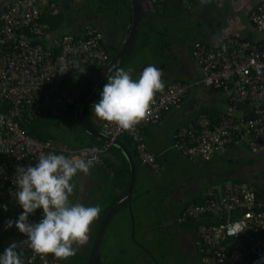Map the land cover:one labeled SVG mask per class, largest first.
<instances>
[{"label": "built area", "instance_id": "built-area-1", "mask_svg": "<svg viewBox=\"0 0 264 264\" xmlns=\"http://www.w3.org/2000/svg\"><path fill=\"white\" fill-rule=\"evenodd\" d=\"M182 1L191 5L190 0ZM59 10L54 0H0V221L17 206L18 215L13 221L23 212L15 199L17 166H35L41 152L101 160V147L71 149L52 138L29 135L22 127L28 118L43 112L65 113L70 104L80 100L82 91L65 86L64 78L87 62L99 66L108 58L100 45L102 31L88 29L81 39L71 32L52 34L50 24L41 22L40 17L44 11L56 14ZM250 19L264 30V0L253 9ZM193 54L204 72L201 81L228 90L234 106L248 102L253 115L222 112L213 122L205 112L175 132L174 146L192 159L210 161L244 136L249 149L258 152L264 143V42L228 36L214 47L196 41ZM61 68L65 72L61 73ZM191 85L182 80L165 85L150 113L132 130L101 121V131L112 137L132 136L141 161L159 170L155 153L147 147L145 130L158 122L164 111L178 105ZM219 184L206 193L203 201L184 206L178 217L179 222L190 218L197 222L202 264H264V193L258 194L254 186L232 179ZM42 216V208L37 209L29 215V222H39ZM12 227L24 262L61 264V259L52 254L33 253L27 236L15 224Z\"/></svg>", "mask_w": 264, "mask_h": 264}, {"label": "crops", "instance_id": "crops-1", "mask_svg": "<svg viewBox=\"0 0 264 264\" xmlns=\"http://www.w3.org/2000/svg\"><path fill=\"white\" fill-rule=\"evenodd\" d=\"M45 1L46 0H42L41 2ZM261 1L263 0H194L191 3L190 9L176 0L164 3H153L150 0H143L142 19L134 41V43L137 42V44H135L136 50L131 53L124 63H122L124 59L121 61L122 64H119V68L127 70L129 67H132L134 69L132 73L133 78H138L145 67L153 64L163 70L164 75L162 79L165 85L174 80H183L192 83V85L187 95L182 98L178 105L164 111L162 118L158 122L149 125L145 130L144 134L147 147L157 156L160 163L159 170H152L148 165L143 163L139 157L136 145L134 143L133 145L131 144V146L136 149L135 156L138 157L136 180L132 192L133 207L139 208L140 206H146L144 202L145 197L157 189V186L151 188L147 185L148 177L151 176L148 170L152 173H159L166 163L174 161L175 157L177 158L178 155L186 157L191 161L207 162L204 160L192 159L174 146V134L180 126L189 121L196 120L201 114L208 111L216 112L218 115L222 112H231L237 115L242 113L239 104L234 106L230 102L228 90L217 89L201 81L204 72L194 57L193 46L196 41H202L210 46L216 47L228 36L264 42V30L258 29L250 19L251 12ZM129 18V3L126 10L114 17L106 18L105 15L95 16V22L97 26L104 31L105 42L111 50H119L122 46L125 32L129 24ZM72 20L74 22V29L72 32L83 34L85 26L84 19L77 17ZM51 33L53 34L56 32L52 30ZM128 53L124 58L127 57ZM114 69H112L109 74H114ZM107 76L108 74L98 82L91 93L92 95L97 89L98 93L96 97L98 100L100 99L103 86L107 83ZM92 79H90V70L86 69L82 72L76 85L72 83L71 86H75V89H81L83 96ZM83 85H86L84 92ZM90 97L87 101H89ZM82 115L84 118L87 117L91 119L100 127L102 120H99L95 116L92 106L85 110V112L82 108ZM61 123L62 120H57L56 123L53 124L52 129L56 132L65 131L70 136L73 135V130L75 133L78 129L75 121L74 123L67 122L69 126L66 128H63ZM75 144H77V142L74 143V146H77ZM104 147L105 145L101 147V151L106 155L112 156L116 162L121 163L124 157L122 153L125 154L121 147L122 153L120 152L118 156H115V153L110 149L105 150ZM128 148H130V150L132 149L129 146ZM256 154L258 156L264 154V143ZM258 159L261 160L256 162V164L264 161V158L262 159L260 157ZM252 163H254V161H252ZM109 170V166H106L105 172H107V174ZM259 170L260 172L264 170V165H261ZM111 176H114L115 180L108 178L109 182H111L108 192L110 195L108 196L121 192V189L116 187L115 182L118 181L121 187V181L123 180L122 171L116 173V171L110 170L109 177ZM240 176L245 177L243 175ZM100 178L99 173L94 169V165L90 169L88 175L79 173L78 195L90 196L94 194L95 197L96 194L100 195V193L95 192V189L98 188L101 182ZM216 180L214 181L215 184H217ZM209 191L208 189L197 192L194 198L204 197ZM148 198L150 199L149 202H151L152 199L150 197ZM105 199L104 197V200ZM186 201L184 204H186ZM14 209L15 210L9 217L0 222V254H3L4 250L11 243L16 241V232L13 227L6 228V221H13L18 215L17 211H19V206ZM129 228L130 233H133L131 226ZM136 229L137 227H135V231ZM10 233L12 236H9Z\"/></svg>", "mask_w": 264, "mask_h": 264}, {"label": "clouds", "instance_id": "clouds-1", "mask_svg": "<svg viewBox=\"0 0 264 264\" xmlns=\"http://www.w3.org/2000/svg\"><path fill=\"white\" fill-rule=\"evenodd\" d=\"M133 71L132 67L117 68L114 74H108L99 101L92 105L99 120L126 131L147 117L156 95L165 88L161 68L150 64L138 78H133ZM60 72L65 70L61 68ZM94 163V157L41 152L35 166H17L15 199L23 212L17 220L6 221V228L15 224L27 236L35 254H52L62 260L76 255L74 245L87 244L90 226L99 218L101 206L73 203L70 197L76 188L74 178L79 173L88 175ZM4 208L7 210V205ZM41 208L39 222H29V215ZM0 264H24L17 243H11L0 254Z\"/></svg>", "mask_w": 264, "mask_h": 264}, {"label": "rangeland", "instance_id": "rangeland-1", "mask_svg": "<svg viewBox=\"0 0 264 264\" xmlns=\"http://www.w3.org/2000/svg\"><path fill=\"white\" fill-rule=\"evenodd\" d=\"M63 8V15L60 22L56 24L57 31H73L74 12L82 15L85 22H95V16L103 14L108 10V4H100L93 0H59ZM81 1L82 3H80ZM86 3V5H84ZM103 5V9L100 6ZM113 16V15H112ZM114 17V16H113ZM61 126L66 128L68 123L62 121ZM61 137H70L65 131L57 132ZM71 138V137H70ZM248 149H240L231 154L233 158H252L254 163H245L242 167H236V163L229 157L213 158L212 161H191L186 157L178 155L172 162L163 166L159 173H152L148 177L147 185L156 191H152L144 199L146 206L134 207L138 222L134 236L130 233V218L127 211L122 208L113 214L105 233L103 235L100 253L105 264H191L190 261L199 254V244L197 241L196 221L182 224L179 222V211L184 202L191 201L197 192L211 189L214 181L221 177L222 172L231 169L234 174H239V178L245 184L252 186L263 185L264 181L260 172L264 161L256 164L262 156ZM238 160V159H237ZM242 161L243 159H239ZM232 166V168H230ZM251 170V171H250ZM256 174V175H255ZM243 175L245 177H241ZM114 180L115 177H109ZM213 183V185H212ZM220 182L217 183V185ZM111 182L106 187L101 188L109 191ZM100 189V190H101ZM160 192V193H157ZM78 195L75 202L85 206H103L104 194ZM163 195V197H162ZM95 197V198H94ZM152 199L149 202V198ZM162 197V198H161ZM131 212V211H130ZM132 219V217H131ZM97 221V220H96ZM96 221L90 226V235L94 229ZM142 224V225H141ZM9 236H12L10 233ZM89 245V240L84 246L74 245L80 251H85ZM1 253V251H0ZM202 260V259H201ZM201 264V262L199 263Z\"/></svg>", "mask_w": 264, "mask_h": 264}, {"label": "trees", "instance_id": "trees-1", "mask_svg": "<svg viewBox=\"0 0 264 264\" xmlns=\"http://www.w3.org/2000/svg\"><path fill=\"white\" fill-rule=\"evenodd\" d=\"M41 1L42 0H40V2ZM54 1L60 7L59 12L56 13V14H51L48 11H44L41 14L40 21L50 24L51 32H52V30L54 32H56V33H53V34H59V33L61 34L64 31H62V32L57 31L56 30L57 29L56 28V24L60 22V17H62V15H63V8H62V5L60 4L59 0H54ZM67 1L70 2V0H67ZM81 1H80V3H82ZM93 1H98L100 4L103 1V3L105 2V6H106V3L108 4V10L106 12H102L103 14H101V16L105 15L106 18L116 16L117 14H120L121 12H123L124 10H126L128 8V0H93ZM167 1H171V0H165V1L157 2V3H164V2H167ZM176 1L179 2L180 4H182L183 6L187 7V8L191 7V5L189 7L186 6L182 0H176ZM193 1L194 0H190V3H192ZM42 3H44V2H42ZM84 5H86V3ZM102 9H103V5L100 6L99 10H102ZM78 12L79 11L74 12V18H77V17L82 18V15H79ZM84 23H85V26H84L83 34L82 33H77V32H72V31H65V32H71V33L74 34V36H76V38H80L81 39V38H84L86 36L85 33L87 32L88 29H97L99 31H102L103 36H102V39L100 40V45L108 53V58H107V60H105L99 66L96 65L97 62H94V63L87 62V63L83 64V66L79 70H75L74 72L68 74L64 78L63 84L65 86H71L72 83H74V85H76V82H78L79 77L81 76L83 70H86V69L90 70V79H92L94 76H96L108 64V62L114 57V55L118 51V49L111 50V48L106 44L104 31L100 27L97 26L96 22H93V23L84 22ZM135 44H137V42H135L134 45H132V48H131L130 52L128 53L127 57L124 58L122 63H124L125 60L131 55V53H133L136 50ZM119 67H120V65L117 66L114 70H116ZM85 89H86V85H83V92H84ZM97 93H98V90L96 89L93 92V94L91 95L89 101H87L83 105L84 112L90 106H92L94 103L99 101L97 99V97H96ZM78 101L79 100L74 101V103L70 104L69 109L65 113H62V114H59V115H53L50 112H43V113H41L39 115L32 116V117L28 118L26 121H24L22 123V127H23L24 131L27 134L35 136V137H37L39 139L52 138V139H54V140H56L58 142L64 143L65 145H67L71 149H78V148L86 147V146H96L98 148L103 147L106 144V141H104L103 139L98 138L94 134H92L89 131H87L80 124L78 118L76 117L75 110H76V105H77ZM239 106L241 108V112L242 113L238 114V115H243V116H246V117H250V116L253 115V110L251 108V105L248 102L240 103ZM207 113L211 116L213 122H215V121H217L219 119V117H218L219 115L216 112L208 111ZM227 113H231V112H227ZM85 118H86V121L89 124H91L92 126H94L97 129H100V127H98L91 119H89L87 117H85ZM57 120H59V121L62 120L65 123H67V122H69V123L73 122L74 123V121H75L76 124H77L78 129H77V131H75V133H74V130H73V135H71V136L69 135L71 138L70 137H61V136L58 135V133L56 131H54V129H52L53 124L56 123ZM180 127L176 131H178L180 129ZM74 135H75V138H74ZM118 137L121 138L122 141L127 146L132 148L131 151H132L135 163L137 165L138 164V161H137L138 157L135 156L136 155V153H135L136 149H135V147L131 146V144L133 145V143H134L132 136H130L128 134H121ZM76 142H77V144H75V145H77V146H74V143H76ZM74 147H77V148H74ZM243 148L250 150L249 146H248V143H247V139L244 136L240 137L239 140H237L235 142H232L230 144V146H229V149L226 152H224L222 154H216L213 158L220 157V158H224L225 159L226 157L230 156L229 159L233 162V164L236 163V167L237 168L238 167H242L247 162L248 163L249 162L252 163L253 159L252 158H246L244 156H240V158H236L235 159V158L231 157V154L234 151H237V150H240V149H243ZM109 149L115 153V156H118L120 152L122 153L120 146H118L116 144H112V143L108 144V147L105 150H109ZM64 155L68 156V155H70V153H66ZM99 155H100V159L101 160L100 161H95L94 169L99 173V175L101 177L100 178L101 182L99 183L98 188L95 189V192H98V191L103 192L104 197L106 198L105 200L103 199L104 205L101 206V212L99 214V218L97 219V221L95 223L94 229H93V231H92V233L90 235L89 245H88L87 249L85 251H80L79 249H77L76 255L68 258L67 260H62L61 259V264H87V260H88L89 254H90L92 242H93V239L95 237L96 231H97V229H98V227L100 225V222L102 221L103 217L105 216V213L110 209V207L127 192V188H128V184H129V180H130V176H131L130 161H129L127 155L122 153V155H124V157L122 158L121 163L116 162L115 159H113L112 156L106 155L103 151H100ZM116 158H118V157H116ZM156 159H157V156H156ZM239 159H243V160L240 161ZM157 161H158V159H157ZM106 166H109V169L114 171V172L116 171V173H119L120 171H122L123 180L121 181L122 182L121 183V187H120L118 181L115 182L116 187H119L121 189L120 193H114L111 196H108V195H110L108 193L109 191L101 189V188L106 187L107 183L109 182L108 178H109L110 170H109V172L107 174V172H105V167ZM230 168H232V166ZM261 173H262L261 177L264 178V170H262ZM237 176H239V174L238 175L234 174L231 169H228L227 171L222 172L221 177L218 178V180H216L217 181L216 183L221 182V181H223L225 179H232L234 181L242 182L241 178H239ZM263 181H264V179H263ZM74 182L76 184V188L74 190L73 196L70 197V199L73 201V203H74V199L77 198V196H78V189H79L78 175L74 178ZM254 188L256 189L258 194H263L264 193V184L262 186L261 185H255ZM209 190H211V189H209ZM203 199H204L203 196L195 197L190 202H187L186 204H184V206H186L187 204H189L191 202H201V201H203ZM184 206L181 207V209L179 211V215L181 214L182 209H183ZM122 208H124L127 211V213H128V216L130 218V223H131L130 226H131L132 232H133L132 235L134 236V233H136V231H135V228H133V224H135V227H137V225H138V222H137V219H136V214H135V211H134V207L132 206V214L134 215V221L131 219L132 214L130 212V208L128 206V201L127 200L123 201L115 209L114 213H116L117 211L121 210ZM9 216H10L9 214L8 215H4L2 217V219H1V221L5 220ZM193 221L194 220L190 218L187 221L180 222V223L186 224V223L193 222ZM134 238H135V236H134ZM198 238H199V235H197V239ZM202 255H203V253H202ZM24 264H39V263L36 261L35 263L24 262ZM102 264H105L104 260H103V257H102Z\"/></svg>", "mask_w": 264, "mask_h": 264}, {"label": "water", "instance_id": "water-1", "mask_svg": "<svg viewBox=\"0 0 264 264\" xmlns=\"http://www.w3.org/2000/svg\"><path fill=\"white\" fill-rule=\"evenodd\" d=\"M128 3H129V10H130V18H129V24H128L127 30L125 32L123 44L118 50V52L115 54V56L108 62L106 67H104L101 70V72L97 74L96 76H94V78L89 82L87 89L85 90L82 98L77 102L76 110H75L76 117L78 118L80 124H82L83 127L87 131L94 134L98 138L103 139L106 142L116 144L123 149L124 153L127 155L130 161V167H131V176H130L127 192L110 207V209L105 213V216L100 222V225L96 231L95 237L92 242L87 264H102L100 244H101L106 226L108 222L110 221L112 215L114 214L115 209L119 206V204L127 200L131 214H132V192H133V188L135 185L137 168H136V163H135L131 150L122 141L121 138L112 137V136H108L104 134L100 129H97L91 124H89L85 120L84 116L82 115L83 105L87 101V99L90 97L92 91L95 89L98 82L103 77H105L107 74H109L112 69H114L117 65L121 63V61L124 59L126 54L129 52V50L131 49L136 39L138 30L140 27L141 19H142L143 0H128ZM132 220L134 221L133 214H132ZM133 228H135V224H133Z\"/></svg>", "mask_w": 264, "mask_h": 264}, {"label": "flooded vegetation", "instance_id": "flooded-vegetation-1", "mask_svg": "<svg viewBox=\"0 0 264 264\" xmlns=\"http://www.w3.org/2000/svg\"><path fill=\"white\" fill-rule=\"evenodd\" d=\"M197 242V241H196ZM199 254H201L202 255V252H201V250H200V246H199ZM202 259V260H201ZM201 262V264H202V262H203V255H202V257L201 256H196V257H194L193 258V260L192 261H190L189 263H191V264H199Z\"/></svg>", "mask_w": 264, "mask_h": 264}]
</instances>
